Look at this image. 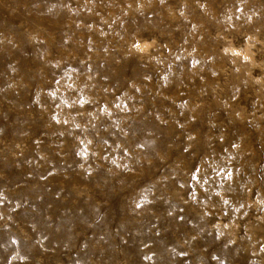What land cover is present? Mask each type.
<instances>
[{
  "label": "rangeland",
  "instance_id": "rangeland-1",
  "mask_svg": "<svg viewBox=\"0 0 264 264\" xmlns=\"http://www.w3.org/2000/svg\"><path fill=\"white\" fill-rule=\"evenodd\" d=\"M0 264H264V0H0Z\"/></svg>",
  "mask_w": 264,
  "mask_h": 264
},
{
  "label": "bare ground",
  "instance_id": "bare-ground-1",
  "mask_svg": "<svg viewBox=\"0 0 264 264\" xmlns=\"http://www.w3.org/2000/svg\"><path fill=\"white\" fill-rule=\"evenodd\" d=\"M142 44V43H141ZM140 45V44H139ZM152 45V43H148V42H145V44H144V46H142V47H144L145 49H149V47ZM245 48L244 49H241V48H239L238 50L239 51H241V52H243V56H245V58H247L248 60H253V58H254V56H253V51H252V47H251V45H250V42H248L247 44H246V46H244ZM237 48V47H236ZM234 49V48H233ZM236 51V50H235ZM242 56V57H243ZM247 59H245V61L247 60ZM248 64V63H247ZM254 64V63H253ZM216 67V66H215ZM221 68V67H220ZM216 69V68H215Z\"/></svg>",
  "mask_w": 264,
  "mask_h": 264
},
{
  "label": "snow or ice",
  "instance_id": "snow-or-ice-1",
  "mask_svg": "<svg viewBox=\"0 0 264 264\" xmlns=\"http://www.w3.org/2000/svg\"><path fill=\"white\" fill-rule=\"evenodd\" d=\"M137 47H138V45H137Z\"/></svg>",
  "mask_w": 264,
  "mask_h": 264
}]
</instances>
